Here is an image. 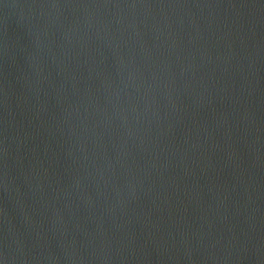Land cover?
Listing matches in <instances>:
<instances>
[{"label": "water", "instance_id": "1", "mask_svg": "<svg viewBox=\"0 0 264 264\" xmlns=\"http://www.w3.org/2000/svg\"><path fill=\"white\" fill-rule=\"evenodd\" d=\"M0 264H264V0H0Z\"/></svg>", "mask_w": 264, "mask_h": 264}]
</instances>
